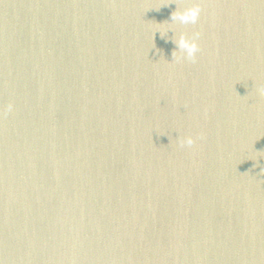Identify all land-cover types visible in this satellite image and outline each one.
<instances>
[{
    "label": "water",
    "instance_id": "obj_1",
    "mask_svg": "<svg viewBox=\"0 0 264 264\" xmlns=\"http://www.w3.org/2000/svg\"><path fill=\"white\" fill-rule=\"evenodd\" d=\"M192 2L0 0L2 264H264V0Z\"/></svg>",
    "mask_w": 264,
    "mask_h": 264
},
{
    "label": "clouds",
    "instance_id": "obj_2",
    "mask_svg": "<svg viewBox=\"0 0 264 264\" xmlns=\"http://www.w3.org/2000/svg\"><path fill=\"white\" fill-rule=\"evenodd\" d=\"M201 14V7L199 6V0H194L189 6L182 7L180 10L172 14V20H179L182 24H195ZM199 33H194L191 37H186L184 34H180L176 43L178 51L174 53V58L179 61L181 58L188 60H195L196 53L198 51L197 38ZM259 94L264 96V88L259 89ZM13 105L9 103L5 111H11ZM181 146H186L191 149L193 144V139L189 137H184L180 141ZM2 264V261H0Z\"/></svg>",
    "mask_w": 264,
    "mask_h": 264
}]
</instances>
